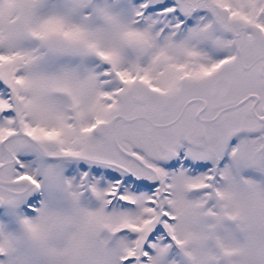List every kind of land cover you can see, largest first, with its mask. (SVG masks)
<instances>
[{"label":"snow or ice","instance_id":"1","mask_svg":"<svg viewBox=\"0 0 264 264\" xmlns=\"http://www.w3.org/2000/svg\"><path fill=\"white\" fill-rule=\"evenodd\" d=\"M0 264H264V0H0Z\"/></svg>","mask_w":264,"mask_h":264}]
</instances>
